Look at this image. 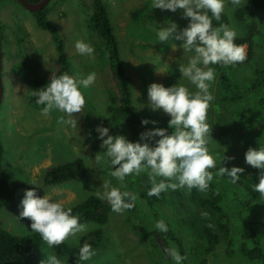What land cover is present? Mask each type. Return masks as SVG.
Instances as JSON below:
<instances>
[{"label":"rangeland","instance_id":"rangeland-1","mask_svg":"<svg viewBox=\"0 0 264 264\" xmlns=\"http://www.w3.org/2000/svg\"><path fill=\"white\" fill-rule=\"evenodd\" d=\"M103 1L117 37L121 58L125 62L130 78L132 74L128 71L131 70L149 80L150 85L158 83L165 87H172L182 84L192 93L198 90L189 80L182 78L179 71V64L187 65L194 52H184L183 41L170 39L160 42L158 37V30L170 27L172 23L177 25L178 31H182L189 25L190 18H183V10L177 9L172 12L159 8L158 15L151 17L149 13L154 8L153 0ZM224 3L225 8L222 13L226 15L224 24H229L230 28L236 31V38L248 34L247 25L249 27L259 26V35L254 39L256 55L251 64L239 68L228 69L226 67L229 70L227 77L232 85V89H228V92L232 96V92L236 89L243 91V99L240 101L221 100L222 93L224 94L225 91L219 83L220 72L214 65L209 66L215 71V80L211 82L209 89L214 99L210 102L207 112L209 137L213 138L208 147L210 154L217 160L216 167L209 171L218 166L243 168L244 171L240 178H244L245 184L250 185V192H255L253 188L259 183L261 170L246 163L245 153L250 147L259 149L264 146V127L262 131L256 128L257 121L262 126L264 123L258 116L256 118L255 115H251L245 120L248 122L254 120L256 123L245 129L243 125L248 126L249 124L242 120V115L238 116V114L243 110H250V105L255 103L254 99L258 103L259 98H264L262 94H254L257 89H255L256 92L253 91L254 85L259 82L255 69L259 67L264 57V11L257 12L251 0H241L240 5H234L231 0H224ZM47 6L51 9L48 14L50 22L58 28L59 34L66 43V57L70 66L69 75L80 79L87 78L90 73L95 72L96 77L100 78L97 85L94 83L87 89L81 86V91L92 95L94 107L100 109L107 105L109 98V135H123L133 143H149L150 146H155L160 137L144 140L141 135H134L136 132L133 129L123 125V113L118 108V97L114 91V75L110 65L109 51L90 22L93 14L92 0H65L64 2L50 0ZM245 7L251 11L248 15V23L241 18L238 20L235 16L238 10ZM0 26L2 27L3 49L6 53L4 64L10 66L3 69L5 95L0 109V144L3 148L2 169L5 180L14 187L21 184L34 187L42 196L47 195L51 200L60 202L65 208L74 207L91 196L98 197L97 192L103 194L105 191L103 183L110 182V187H117L122 192L128 191L134 194L137 197L135 207L123 213L111 211L109 221L104 226L95 222L85 223L87 230L78 233L76 237H69L65 243L75 246L82 238L102 232L100 247L94 251L95 254L85 264H176L167 254L162 239H159V244L162 249H165L170 263L166 261L162 250L156 246L152 234L154 235L158 230L157 221L174 223L169 217L176 214V205L179 206L178 210L181 212L190 207L192 204L189 200L190 190L186 187L175 191L168 189L158 197L149 196L147 192L151 189L152 182L148 172L126 176L123 182L109 175L110 171L115 170L110 160L105 157L99 164L95 160L97 154L103 156L106 150L101 147L103 141L100 139V134L94 133L96 130L90 124L89 112L86 116L82 111L74 114L72 119L77 121V125L72 127L57 122L61 116L68 119L66 113L53 109L48 116H44L42 109L45 105L36 106L32 85L39 78L52 79L62 67L50 33L38 26L35 14L14 0H0ZM35 34L40 36L39 40L35 41ZM77 41L90 44L94 48L93 55L78 53L75 48ZM174 44L175 50L173 49ZM244 47L247 54L248 47ZM168 50H171L170 54L164 53ZM11 68L17 75V80L12 74L9 75ZM175 70H178L180 80L174 77L173 71ZM168 71L172 72V75L167 80ZM147 100L150 101L148 95ZM91 105L92 100H86L83 110L88 111ZM144 108L146 109L143 113L144 118L149 121L146 125L147 132L161 128L166 129L168 134H172L174 129L163 128L162 124L152 123L157 120V114L150 104ZM253 111L260 112L257 107ZM100 115L98 113V117ZM227 128L229 133L226 135L225 144L221 145L219 135ZM224 156L234 157V159H225L221 162ZM77 160H82L85 164L87 172L84 176L60 186L46 184L45 176L49 169L72 164ZM211 172L213 179L222 182L223 175ZM161 179L163 178L156 177L157 182ZM23 197L24 193L18 189L13 201L0 209V227L17 236H31L36 233L31 229V220L19 216L22 211L20 204ZM229 198H231V192ZM244 198L241 192H238L236 201H229L232 208L227 211V214L229 212L236 215L232 225L233 229L241 239L240 235L243 233L244 225L238 217L242 216L251 224L255 223L254 228L258 232L257 240L264 248V197L259 194L261 205L253 203L256 209H251L249 212H245V208L242 209L240 206ZM102 200L109 204L106 199ZM162 232L158 230L156 235ZM176 244H179L178 240H174L172 246H175L181 254V247ZM220 252L219 257L211 255L209 264H264V260L250 262L239 254L227 258L226 248ZM47 254H55L61 264H65V258L59 257L54 248H49L47 245L39 250L38 264L47 258ZM193 261L194 258L188 264H196Z\"/></svg>","mask_w":264,"mask_h":264},{"label":"clouds","instance_id":"clouds-1","mask_svg":"<svg viewBox=\"0 0 264 264\" xmlns=\"http://www.w3.org/2000/svg\"><path fill=\"white\" fill-rule=\"evenodd\" d=\"M231 2L234 5L241 4V0ZM153 7L172 12L181 9L183 18H190L189 25L182 31H178L177 25L172 23L170 27L159 29L158 37L160 42L170 39L183 41L184 52H194L187 65L179 64V71L182 78L189 80L198 90L192 93L182 84L172 87L151 84L148 89L150 106L154 111L163 109L170 115L169 127L174 129L172 134L161 128L142 133L144 140L160 137L155 146H150L149 143H133L123 135L111 136L108 128L98 127L97 131L103 141L101 147L106 151L103 156L97 154L95 160L99 164L107 157L115 169L110 171L109 175L121 182L126 176L148 172L152 182L149 196L158 197L168 189L175 191L185 186L189 190L198 188L206 191L213 179V173L209 169L215 168L217 163L208 147L213 138L209 137L207 112L210 102L214 99L209 89L211 82L215 80V71L209 66L243 63L247 58L246 49L234 42L237 33L228 25L212 27L208 12L219 21L225 8L224 0H153ZM75 48L81 55L92 56L94 53V48L83 41H77ZM173 49H176L175 44ZM95 80V72L80 79L67 73L59 77L53 76L46 87L34 92L38 98L36 103L45 105L42 115L48 116L53 109H58L69 118L61 116L57 122L76 127L77 121L72 117L80 113L86 103L81 86L87 89ZM142 123L147 125L149 121L145 119ZM225 159L231 160L234 157L224 156L221 162ZM245 161L261 170L259 183L254 185L253 190L264 197V146L259 149L250 147L245 153ZM243 171L244 169L239 167L229 170L222 166L218 175L226 174L231 178L230 182L235 184ZM156 177L163 179L157 182ZM103 187L104 193L97 192L96 195L106 199L113 212L123 213L135 207L137 197L134 194L110 187V182H104ZM20 207V218L31 220L32 231L39 233L49 248L63 244L69 237H76L78 233L87 230L86 225L81 224L79 218L72 214L71 208L65 209L60 202L51 200L47 195L39 196L35 189L25 191ZM156 228L164 232L168 230L163 220L157 221ZM166 252L176 264H181L182 260L186 259L175 246L166 249ZM94 254L92 246L85 243L80 248L79 259L87 261ZM40 264H61V261L55 254H47V258Z\"/></svg>","mask_w":264,"mask_h":264},{"label":"trees","instance_id":"trees-1","mask_svg":"<svg viewBox=\"0 0 264 264\" xmlns=\"http://www.w3.org/2000/svg\"><path fill=\"white\" fill-rule=\"evenodd\" d=\"M29 1L38 3L41 0ZM61 1L64 2L65 0H60V2ZM251 3L256 7L257 12L264 11V0H251ZM92 7L93 14L90 18L91 26L99 33L98 35L103 39L105 47L109 51L110 65L113 69L114 79L117 82L114 88L118 97L117 105L123 113L124 119L127 121L123 123V125L128 126L129 129H133L136 134H134L133 131H131V133L134 135H139L143 125V118L134 111L131 79L126 71L125 62H123L121 58L117 37L114 33L109 15H107L106 6L103 0H92ZM50 11L51 9L45 6L41 11L35 12V16L38 26L50 33L53 43L55 44L59 62L62 66L57 75H55V77H59L65 73L69 74L70 66L66 57L65 40L59 34L58 28L50 22L48 17ZM249 13H251L250 9L245 7L238 10L235 16L238 20L241 18V20H245L248 23ZM208 15L212 19L213 28H218L225 23V14H221L219 21L212 16L210 11ZM227 25L229 26V24ZM0 29L3 45L1 26ZM247 33L248 34L245 36L235 38L234 41L237 45L248 47L247 58L243 63H236L229 66L214 64V67L220 72L218 75L220 86H222L225 91V95L222 93L223 97L221 100L234 102L235 99L238 101L243 99V91L236 89L235 92H232V96L228 92V89H232V85L227 75L229 68L243 67L244 65L251 64L255 59L256 52L253 44L255 37L259 35V26L249 27L247 25ZM226 67L228 69H226ZM255 72L259 76V82L254 85L253 91L256 92L255 89H257V92L254 94H262L264 96V57L261 59L259 67H256ZM50 81L51 79L39 78V80L32 85L34 87V92L46 87ZM260 87L261 89H259ZM37 99L38 98L35 96V102ZM254 100L255 103L250 105V110H243L238 114V116L242 115V120L249 124L248 126L243 125L245 129L250 128L252 124L256 123L254 120L249 122L245 120L251 115H255L256 118L258 116L264 123V98H259L258 103H256V99ZM36 106L39 107L40 104L36 103ZM256 107L260 112L253 111ZM257 124L260 123L257 121ZM257 124L256 128L262 131L264 126ZM228 133L229 129L227 128L219 135L221 145L225 144L226 135ZM2 156L3 148L0 144V209L8 206L13 201L18 189L24 194L26 190L35 189L34 187L24 184L18 187L9 184L4 178ZM220 167L222 166H218V168L211 171L218 173ZM223 167H227L229 170L231 169V167L228 166ZM85 173V164L82 160H77L72 164L49 169L45 176V182L49 186H60L70 180L84 176ZM222 177H224L222 180L223 183L212 179L206 191H201L198 188L191 189L188 192L190 195L189 200L192 202L190 207L186 211L181 212L178 210L179 206L176 205V214L173 217L168 216L174 223L167 221L166 225L168 230L166 232L163 231L162 233H158L157 236V230L154 235L152 234V237L156 241V246L162 250V255L167 262L170 263L165 254V249L173 247L172 243L174 240H178L179 244L176 245L181 247V256L186 257V259L182 260L181 264H188L189 261H192V258H194L193 262L196 264H209L211 255L219 257L221 255L220 251L224 248H226L225 254L227 258L239 254L250 262H261L264 260V248L257 240L258 232L257 229L254 228L255 223L251 224L248 222V219H244L242 216L238 217L244 225L243 233L240 235L241 239H239L238 234L235 233L232 226L236 215L229 212V215L227 214V211L232 208L229 201L232 200L235 202L238 197V192H241V195L245 197L243 202L240 203L241 208H245V212L256 209L253 203L261 202L259 193L250 192V185L245 184L244 178L241 179L239 177L237 183L233 184L230 182L231 178L226 174ZM230 192L231 198H229ZM37 194L43 197L39 191H37ZM161 203L166 204L165 202ZM173 205H175V203ZM173 205L169 206L172 207ZM69 208L72 209V214L79 218L81 224L95 222L101 226L108 223L109 213L112 211L110 204H106L101 198L96 196H91L82 203ZM174 227L176 229H174ZM101 238L102 232L94 233L82 238L75 246H69L64 242L58 246H53V248L59 257L65 258V264H85L87 261L79 259L80 248L85 243H88L92 246V250L95 251L100 247L101 243L99 244V241ZM159 239H162L165 249L161 248ZM44 245L47 244L43 241L39 233H35L31 236H17L0 227V264H38L39 250ZM186 253H188V255H186Z\"/></svg>","mask_w":264,"mask_h":264},{"label":"crops","instance_id":"crops-1","mask_svg":"<svg viewBox=\"0 0 264 264\" xmlns=\"http://www.w3.org/2000/svg\"><path fill=\"white\" fill-rule=\"evenodd\" d=\"M158 9L159 8H153V11H151L149 13V16L156 17L158 15V12H159ZM39 39H40V36L38 34H35V41L39 40ZM7 40L10 42V39L7 38ZM170 51L171 50H168V51H166L164 53L170 54ZM5 55H6V53L4 52V58H5ZM4 67L6 69V67L9 68L10 66L4 64ZM128 72H131V74H132V77L130 79H131V86H132V91H133V107H134V111L137 114H139L143 118V120H145L143 113L146 111V109L144 107L147 106L148 104H150V101H148V100L146 101L147 95H148V89H149V86H150L149 80L142 78L141 76L135 74L131 70L128 71ZM8 73H9L10 76L12 74L15 77V79L17 80V75L14 73L13 68H11V70H9ZM173 73H174V77H177V79L180 80L179 79L180 76L178 75V70L173 71ZM156 75H157V72H156ZM168 75H169V77L167 78V80L172 75V72H169ZM148 77H149V75H148ZM99 79H100L99 77H96V80H95V84L96 85H97V82H98ZM165 82H167V81H165ZM116 84H117V82L114 79V83H113L114 88L116 87ZM83 94H84L86 100H88V99L92 100V105L90 106L88 111L82 109L83 115L86 116V115H88V112H89L90 124L96 130L94 133L96 135H99V132L97 131L98 127H106V128H108V122H109L108 111H109V106H110L109 98H108L107 105L102 106V109H100L98 107H94V103H93V98L94 97L92 95H90V94H88L86 92H83ZM155 112L157 114V120H155V122H156L155 124H158V125L162 124L163 128H170L169 127V121L171 119L170 115L166 114L163 111V109L155 110ZM98 113L101 114L100 117H98ZM122 119H123V123L127 122L124 119V116H122ZM143 132L144 133L147 132L146 125H144V124L141 127V132H140L139 135H141Z\"/></svg>","mask_w":264,"mask_h":264},{"label":"water","instance_id":"water-1","mask_svg":"<svg viewBox=\"0 0 264 264\" xmlns=\"http://www.w3.org/2000/svg\"><path fill=\"white\" fill-rule=\"evenodd\" d=\"M20 3L27 8L32 13L41 11L50 0H43L39 4H32L28 2L27 0H19ZM4 50L2 45V37H1V29H0V109L2 107L4 95H5V86L3 81V69H4Z\"/></svg>","mask_w":264,"mask_h":264},{"label":"flooded vegetation","instance_id":"flooded-vegetation-1","mask_svg":"<svg viewBox=\"0 0 264 264\" xmlns=\"http://www.w3.org/2000/svg\"><path fill=\"white\" fill-rule=\"evenodd\" d=\"M15 2H17V3H19L20 5H22L21 3H20V1L19 0H14ZM28 2H30L29 0H27ZM43 0H41L40 2H38V3H32V2H30V3H32V4H39V3H41ZM23 6V5H22ZM47 6V5H46ZM24 7V6H23ZM25 8V7H24ZM27 9V8H26ZM33 14H35V13H33Z\"/></svg>","mask_w":264,"mask_h":264}]
</instances>
